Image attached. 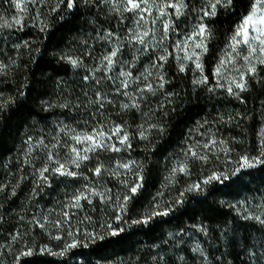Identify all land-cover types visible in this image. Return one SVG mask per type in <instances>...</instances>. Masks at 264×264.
<instances>
[{
  "label": "trees",
  "instance_id": "1",
  "mask_svg": "<svg viewBox=\"0 0 264 264\" xmlns=\"http://www.w3.org/2000/svg\"><path fill=\"white\" fill-rule=\"evenodd\" d=\"M189 1L190 10L201 3ZM252 3L233 0L230 7L208 18L211 36L201 61L206 84H194L190 69L181 72L166 58L162 63L165 91L143 92L128 101L120 98L123 91L113 92L106 86L110 85L106 68L93 71L90 66L96 47L86 35L115 30L118 21L112 8L95 0H76L69 10L65 0L59 9L50 6L40 17L33 13L20 17L9 0H0V25L5 21L13 25L0 27V65L6 66L0 68V102L12 101L0 109V185L4 186L0 191V264H17V260L19 264H264V227L243 219L246 214L264 218V165L232 175L239 155H259L264 66L248 80V90L238 99L207 91L213 89V71L225 43ZM68 57L79 59L80 66L73 67ZM97 92L103 95V107L96 103ZM97 122L128 129L143 186L110 230L93 232L99 224V217L93 215L88 233L103 239L79 238L87 246L63 256L41 251L61 244L35 220L43 204L35 192L39 169L47 163L49 150L58 157L63 146L70 148L72 130L84 132ZM205 126L232 149L228 160L213 153L207 154L206 161L194 160L188 176L179 177L180 190L170 188L165 179L168 165ZM141 132L146 138H141ZM213 173L228 178L204 184ZM189 183L200 184V189L188 191ZM155 197L171 202L155 209ZM165 209H171L167 216L133 223ZM113 230H118L117 235H110ZM197 246L202 254L193 251ZM29 248L31 255H19Z\"/></svg>",
  "mask_w": 264,
  "mask_h": 264
},
{
  "label": "rangeland",
  "instance_id": "2",
  "mask_svg": "<svg viewBox=\"0 0 264 264\" xmlns=\"http://www.w3.org/2000/svg\"><path fill=\"white\" fill-rule=\"evenodd\" d=\"M95 1L112 8L113 12L116 13L115 18L118 22L114 26L115 30L106 29L103 31L102 29H99L96 32L86 35L93 41L96 47L90 66L93 71H100L101 68L105 69L106 62H102L103 56L107 55L114 47L119 49L118 60L123 61L124 63L118 62L113 65L111 70H107L109 74L108 77L111 79L110 85L106 86L116 91L117 87H120L121 81L126 80L128 82V87L126 89L121 87L120 91H123V93L127 92L128 95L122 94L120 98L129 101L130 99H136L137 96L143 92V95H145L146 92H149L145 89V85L147 83H151L154 90H159L157 92L165 91V89L160 87V84L163 81L165 69L163 66H155L162 65L164 62L158 59L160 56L170 58L179 68L180 65L183 64L185 69H190L189 73H191L193 81L199 80L204 76L203 71L201 72L195 68L194 61L183 59L186 52L189 54L192 52L191 44L193 43L192 41H189V46L185 48L183 42L188 35L196 30V27L200 23L206 24L208 18H210L203 17V19H201L203 16L201 9L206 7L207 0H199L201 3L198 6L196 5L194 10L189 9L190 1L185 0L187 8L184 9V15L176 18L173 14L174 9L169 8L166 9V15L157 19L154 25L152 24V20L159 16L160 6H162L166 0H149L151 14L147 12L143 14L144 20L147 21V24L143 21H141L140 24H137V21L140 19V15L136 12H124L123 5L120 3V0ZM61 4L60 0H30V2L26 4L23 12L18 11L16 8L15 11L20 17L26 16L30 13H33L36 17H40L44 13L45 9L50 6L54 7L58 5L59 6L57 8L59 9ZM116 8H120V11H116ZM168 14H173L171 15V19L175 21V25L174 29L169 32L168 36L164 37L162 21L169 18ZM147 28H153L154 32H151L147 37H144L145 44H140L134 39V37L137 34L142 33ZM231 35L229 36L227 43H225L213 71V80L211 85L213 91H209L210 87L207 91L227 98L238 99L237 96L231 95L227 92V87L233 77L238 78L239 71L243 70L242 65L246 62L240 58H237L233 62H228V54L231 52V49L228 47ZM196 51L199 52L200 50L197 49ZM203 56L201 57L200 62L202 61ZM221 60H224L225 63L223 67H221V73L216 74L215 70L217 67H220ZM253 62L255 63V61ZM260 66L261 65H257V72L255 76L257 75ZM121 71L131 72L132 76L121 77L119 76ZM247 78L249 80L253 77L249 76ZM218 85H223V87H219ZM141 89L145 90L141 92ZM142 98L146 99L144 97ZM114 126L116 125L109 122H97L90 125L87 131L83 132L72 130L73 133L71 134H73V137L77 134L82 135L84 133H91L93 129L102 130L111 134V130ZM122 128L129 134L126 127L122 126ZM220 138V134L215 131H209L207 126L200 129L199 132L192 137V142L186 143L185 148L181 151V153L178 154L177 157H174L168 165L165 172V179L169 183L170 188L179 191L181 187V180L179 179L180 175L187 177L189 174V166L194 161V159L190 156L185 155V151L189 146L196 145V150L203 155L213 153L214 155L219 156V154H223V159H226L228 154H225L223 151L225 144L220 143V141H223ZM212 139L216 140L217 143L215 145H210L209 149H203L202 145ZM109 143L116 144L117 147L121 148V151L115 152L110 150H97L96 152L88 153L90 159L87 161H81L79 168H76L70 163L67 165L69 169L79 173L76 177L59 176L49 171L45 173V175L48 176L47 182H45L40 176L36 178L35 192H38V200H40V204H43L40 205L39 211L35 215V220L39 221L40 224H44V228H42L44 233L50 236L55 242H59L61 246L71 243L73 239L82 238L86 240L87 237L84 233L89 232L88 230L91 227L89 224L93 215L99 217V224L96 226V231L93 230V232L102 233L106 231V228L107 230H110L115 225L117 220L116 216L120 214L119 204L122 202L123 196L128 191L122 181L127 180L129 186H131V184L137 180V174L141 175L140 165L135 158L134 151L131 150L132 147L120 145L115 136L112 137V140L109 141ZM70 144V148L72 146L77 148L87 147L86 143L77 144L75 140ZM70 148L66 150L63 146V153H60L61 155L59 154L58 157L54 154L55 158L61 163L69 160ZM66 151L69 152L66 153ZM124 163H129L130 168L124 169L120 166ZM181 163L187 164V174L178 172L173 177V167H178ZM54 166H56L55 162H52L50 168ZM97 166H103L102 174L100 176L95 175L93 172ZM190 186L191 183H189V187ZM93 188L99 193H102L103 196L91 195L87 190ZM56 189L59 191L56 192ZM80 192H86L89 195L91 203H89L88 200H81L82 207H71L72 198ZM170 200L171 199L168 198L163 201L162 198L155 197V204L153 205V208L156 209L158 207H162L166 203L171 202ZM64 212L69 213L68 218L63 215ZM57 221H61L62 226H57ZM65 221L67 222L65 223ZM69 231L73 233L72 236L68 235ZM57 235H60L62 239H54ZM62 242L65 244L62 245ZM61 246L59 247L58 244L49 245L47 246V249L50 253H59L64 248Z\"/></svg>",
  "mask_w": 264,
  "mask_h": 264
},
{
  "label": "snow or ice",
  "instance_id": "3",
  "mask_svg": "<svg viewBox=\"0 0 264 264\" xmlns=\"http://www.w3.org/2000/svg\"><path fill=\"white\" fill-rule=\"evenodd\" d=\"M11 5L15 7L18 11L23 12L26 4L30 2V0H9ZM89 0H85V3H88ZM60 3H65V0H60ZM120 3L123 5V11L124 12H136L140 15V19L137 21V24H140L141 21H143L145 24H147V21L144 20V13L147 12L151 14V6L149 5V0H120ZM233 4V0H207L206 7L202 8L201 11L203 13V17H215L218 14V8L226 9L230 7ZM76 5V0H66V7L67 9L71 10ZM59 6V5H58ZM143 6V7H142ZM174 9V15L176 18L181 17L184 15V9L187 8V4L185 3V0H166V2L160 6L159 16L156 17V19L152 20V24L154 25L156 23V20L160 17H163L166 15V9ZM55 9H53L54 11ZM116 11H120V8H116ZM168 14L169 18L162 21L163 24V36L167 37L169 32L174 29L175 21L171 19V15ZM15 20V23L17 25H22V20L20 18H13ZM0 27H7L12 28L13 25L11 23H8L7 21L4 22L3 25H0ZM43 30V29H42ZM151 32H154L153 28H147L142 33L137 34L134 39L137 40L140 44H145L144 37H147ZM211 32L208 28V26L204 23H200L196 30L188 35L186 39L183 42V45L185 48L189 46V41H192L191 44L192 52L185 53L183 59L194 61L195 62V68L203 71V66L200 62L201 57L204 53L207 52V40L210 39ZM27 45V42H25V46ZM228 47L231 49V52L228 54V62H233L237 58L242 59L244 62H246L244 65H242L243 70L239 71L238 78L233 77L231 82L229 83L227 87V92L231 95H235L239 97L241 92L247 91L249 88V76L254 77L257 72V65L264 66V0H254V2L251 5V9L248 12L247 15H245L242 18V21L239 25L236 26L233 34L230 37V43ZM199 49L200 51L197 52L196 50ZM118 52L119 49L114 47L112 50L105 56H103V61L106 62L105 68L106 70H111L113 65L116 63H124L123 61L118 60ZM246 53V54H245ZM160 61L166 60L165 56H160L158 58ZM68 62L73 67H79L81 64V61L79 59H74L71 57L67 58ZM255 61V63L253 62ZM225 61L221 60L220 67H217L216 74L221 73V67H223ZM157 67H162L163 65H155ZM6 67L4 65H0V68ZM185 70V66L183 64L180 65V71L183 72ZM119 76L121 77H130L132 76L131 72H125L121 71L119 73ZM89 76H84L83 79L85 81L89 80ZM109 79H111L109 77ZM162 79V77H161ZM208 82V77L203 76L199 80L193 81L194 84L203 85ZM97 85L101 83V81L98 79L95 81ZM234 85V88H233ZM219 87H223V85H218ZM127 88L128 82L121 81L120 87H117L116 91L120 92V88ZM160 87H163V83L160 84ZM145 89L149 92H153L155 94V90L153 89V85L151 83H147L145 85ZM145 89H141L140 91L143 92ZM213 89H209V91H212ZM238 90V91H236ZM124 95H128L127 92L123 93ZM96 103L99 104L100 107H103V104L101 103L103 99V95L100 92L96 93ZM12 103V101L9 99L7 101L0 102V109H3L7 106V104ZM133 107L135 105H132ZM61 107H66V105H61ZM124 108H128V104L122 105ZM152 127H156L153 125ZM161 133L164 131L162 127L159 129ZM260 140H259V155L256 156H250L247 153L243 155H239L238 160L235 161V163L238 165L233 171L232 175H236L241 170L244 169H250L255 168L258 165H264V127H261L258 133ZM115 136L117 141L122 146L130 147L129 143V134L125 132L120 125H116L112 128L111 134H108L102 130L93 129L91 133H84V134H77L72 137L73 140L76 141L77 144H87V147L85 148H77L75 146H72L70 148V159L65 161L64 163H61L59 160L55 158V155L51 150L47 152V163L44 167L39 169V176L45 181H48V176L45 175V173L51 171L53 174H57L59 176H68V177H76L79 175L78 172L73 171L68 168V164L74 165L76 168L80 167L81 161H87L90 159L88 153L96 152L97 150H110L119 152L121 151L120 147H117L116 144L109 143V141L112 140V137ZM141 138L144 137L143 132L140 133ZM29 140H31V137H29ZM217 143L216 140L212 139L209 140L207 143H204L202 145L203 149H209L210 145H215ZM221 144H225V141H220ZM56 144L51 145V148H56ZM47 147V146H45ZM196 145L189 146L186 151L185 155L190 156L192 159L206 161L209 159L207 155H203L200 152L196 150ZM225 154H228L232 151V149L225 147L223 149ZM83 153V154H81ZM55 162L54 167H49V165ZM134 163V162H133ZM124 169L130 168L129 163H124L120 165ZM103 166H97L93 172L95 175L100 176L102 174ZM185 173L187 174V164L181 163L178 167H173L172 169V176L174 177L177 173ZM223 179H227L228 176L223 173H213L211 176H209L207 179L203 181L204 184H209L213 180L221 181ZM143 177L139 174H137V180L134 181L131 186H129L128 181L124 180L122 183L125 185V187L128 189L127 193L123 196L122 202L119 204V211L121 213L126 212L128 210V204L134 199V197L138 194L139 189L143 186L142 185ZM4 188L3 185H0V191H2ZM87 189V186H86ZM193 189H200V184H193L187 189L188 191H191ZM88 192H90L91 195L94 196H103L102 193H99L96 189H88ZM13 194L14 191H13ZM81 200H88L89 203L91 201L89 200V195L86 192H80L78 195L74 196L72 198L71 207L73 208H80ZM181 200H177L176 203H181ZM171 209H165L162 212L153 211L149 215L143 217L141 220L133 221V223H148L149 220L154 218L155 216H167L169 214V211ZM63 215L68 218L69 213L64 212ZM117 220L121 219L120 215L116 216ZM244 220H255L257 221L262 227H264V218H262L260 215H249L246 214L243 216ZM67 221H65L66 223ZM40 228H44V224H40L39 221H37ZM57 226H62L61 221H57ZM111 227V226H109ZM118 230H113L110 232V235H117ZM69 236H72L73 233L71 231L68 232ZM84 235L86 237H90L93 240L95 239H103V237L96 236L93 237L91 233L85 232ZM13 240H16V236L12 237ZM54 239L60 240L62 237L60 235H57L54 237ZM79 246H87L83 243V241L78 239H73L71 243L65 244L64 248L59 253H52L53 255H65L69 250L79 247ZM47 246L41 249V251H46ZM195 252H201L202 249L197 246L193 249ZM32 254V249L29 248L26 251H21L19 253L20 256H29ZM17 264H19V261L17 260Z\"/></svg>",
  "mask_w": 264,
  "mask_h": 264
}]
</instances>
